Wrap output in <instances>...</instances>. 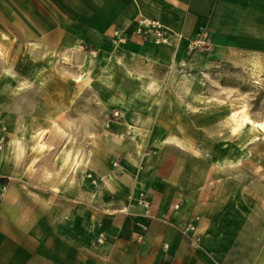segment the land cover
Instances as JSON below:
<instances>
[{
	"label": "rangeland",
	"instance_id": "rangeland-1",
	"mask_svg": "<svg viewBox=\"0 0 264 264\" xmlns=\"http://www.w3.org/2000/svg\"><path fill=\"white\" fill-rule=\"evenodd\" d=\"M205 32L202 42L141 41L146 53L129 42H37L24 30L0 32V132L7 134L0 152L21 167L29 160L24 178L38 181L33 163L48 153L64 152L83 167L92 146L102 170L118 136L139 140L142 152L166 139L198 156L180 162L205 178L206 196L228 199L242 241L253 236L264 264V129L234 131L232 119L245 110L264 125V42H209ZM120 160L111 158L109 168ZM193 177V189H202Z\"/></svg>",
	"mask_w": 264,
	"mask_h": 264
},
{
	"label": "crops",
	"instance_id": "crops-1",
	"mask_svg": "<svg viewBox=\"0 0 264 264\" xmlns=\"http://www.w3.org/2000/svg\"><path fill=\"white\" fill-rule=\"evenodd\" d=\"M2 4L9 9H0V32L24 30L37 42H110L116 26L142 16L190 39L198 26H205L209 42H264V0H0V8ZM140 42L129 41V46L146 53ZM114 139L105 169H97L92 146L94 158L83 167L64 152L48 153L36 159L41 165L33 163V171L41 172L38 181L24 178L29 160L21 167L11 153L0 152V264H263L252 249L253 236L242 241V223L226 207L228 199L206 196L205 178L189 162H180V156L197 155L179 152L166 139L154 152H142L139 140L124 135ZM114 157H120V164L110 169ZM194 175L202 189L191 186ZM194 216H199V244L181 231ZM143 223L148 230L139 239Z\"/></svg>",
	"mask_w": 264,
	"mask_h": 264
},
{
	"label": "built area",
	"instance_id": "built-area-1",
	"mask_svg": "<svg viewBox=\"0 0 264 264\" xmlns=\"http://www.w3.org/2000/svg\"><path fill=\"white\" fill-rule=\"evenodd\" d=\"M204 31L205 26H198L194 37L190 39V42H202ZM108 39L112 45L118 47L132 40L151 41L155 44L172 45L176 42H181L182 40L189 38L186 37L182 31H175L158 19L142 16L135 19L130 25L116 26L110 32ZM6 142L7 134L5 133V128L3 127L0 132V150L4 147ZM114 164L118 165V161L114 162ZM178 207L179 204L174 205V209H177ZM198 220L199 216H194L186 222L184 227L181 228L184 236L194 244H199L201 241V234L198 231ZM141 226L142 234H140L139 239H142L144 237V232L148 230V225L146 223L141 224ZM103 239L104 234H101L98 238V242L102 243Z\"/></svg>",
	"mask_w": 264,
	"mask_h": 264
},
{
	"label": "bare ground",
	"instance_id": "bare-ground-1",
	"mask_svg": "<svg viewBox=\"0 0 264 264\" xmlns=\"http://www.w3.org/2000/svg\"><path fill=\"white\" fill-rule=\"evenodd\" d=\"M232 119H233L234 131H238L239 129H242L241 127H243L246 124L256 125L259 126L260 129H264L263 123L253 120L245 110L233 112Z\"/></svg>",
	"mask_w": 264,
	"mask_h": 264
}]
</instances>
